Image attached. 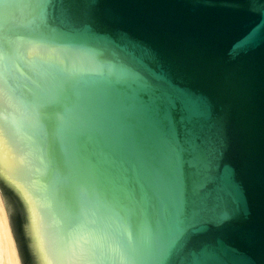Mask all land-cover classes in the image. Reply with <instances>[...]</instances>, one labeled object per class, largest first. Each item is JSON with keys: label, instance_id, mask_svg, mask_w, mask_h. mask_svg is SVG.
<instances>
[{"label": "water", "instance_id": "obj_1", "mask_svg": "<svg viewBox=\"0 0 264 264\" xmlns=\"http://www.w3.org/2000/svg\"><path fill=\"white\" fill-rule=\"evenodd\" d=\"M3 29L22 264H264V0H0Z\"/></svg>", "mask_w": 264, "mask_h": 264}, {"label": "snow or ice", "instance_id": "obj_2", "mask_svg": "<svg viewBox=\"0 0 264 264\" xmlns=\"http://www.w3.org/2000/svg\"><path fill=\"white\" fill-rule=\"evenodd\" d=\"M21 47H23V41L22 40H14L10 39L8 41V52L5 53V37H4V29L2 33H0V64H3L5 66V69L7 68V61L8 58L12 55V53L16 50H19ZM4 88V79L0 78V93L3 92ZM176 105H179L180 102L178 100L173 101ZM167 103V102H166ZM5 120V116L2 110H0V128H2L3 123ZM2 138V137H0ZM193 173L194 176L196 174V161L193 160ZM87 196L88 192L85 191L82 194L80 204L78 206L77 212L72 219L69 227L72 229L73 234H79V235H89L92 236V233L90 230L86 229V224L88 222L87 220ZM93 264H104L103 261L94 260Z\"/></svg>", "mask_w": 264, "mask_h": 264}, {"label": "bare ground", "instance_id": "obj_3", "mask_svg": "<svg viewBox=\"0 0 264 264\" xmlns=\"http://www.w3.org/2000/svg\"><path fill=\"white\" fill-rule=\"evenodd\" d=\"M18 264L0 202V264Z\"/></svg>", "mask_w": 264, "mask_h": 264}, {"label": "rangeland", "instance_id": "obj_4", "mask_svg": "<svg viewBox=\"0 0 264 264\" xmlns=\"http://www.w3.org/2000/svg\"><path fill=\"white\" fill-rule=\"evenodd\" d=\"M0 202H1V205H2V208H3V211H4V215H5V218H6V224H7L8 231H9V234H10V237H11L12 245L14 246L15 255H16V258L18 260V264H22V260H21L20 252H19L17 244H16V240H12L13 236H12L10 220H9V217H8L7 212L5 210V207L3 205V202L1 200V197H0ZM4 264H6V263H4Z\"/></svg>", "mask_w": 264, "mask_h": 264}]
</instances>
